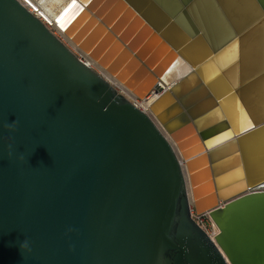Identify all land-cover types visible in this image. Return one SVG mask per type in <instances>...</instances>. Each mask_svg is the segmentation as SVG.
Wrapping results in <instances>:
<instances>
[{
	"label": "water",
	"instance_id": "obj_1",
	"mask_svg": "<svg viewBox=\"0 0 264 264\" xmlns=\"http://www.w3.org/2000/svg\"><path fill=\"white\" fill-rule=\"evenodd\" d=\"M47 2L68 33L78 10L94 18L96 0ZM119 2L173 57L152 66L137 33L114 32L145 76L138 91L158 95L150 115L19 0H0V264H264V122L223 108L224 123L210 106L231 87H264V0H107L105 11ZM191 205L210 212L214 241Z\"/></svg>",
	"mask_w": 264,
	"mask_h": 264
},
{
	"label": "rangeland",
	"instance_id": "obj_2",
	"mask_svg": "<svg viewBox=\"0 0 264 264\" xmlns=\"http://www.w3.org/2000/svg\"><path fill=\"white\" fill-rule=\"evenodd\" d=\"M35 6H37L43 15L49 20H47L43 15H41L31 3H25L27 8L31 12L38 13L40 16H42V19L44 20V23L47 25V27L58 37L60 40L68 46V48L74 52L75 54H81L86 58V62L93 60L96 62L100 67L105 68L111 76L115 77L121 84H125L124 86L128 88L131 91H134L138 97L137 101L140 99H143L146 97L144 95L143 97H140V95L134 90V87L131 86L132 82H139L140 78L136 80L134 77L135 72L138 69V66L135 65L133 67H130L131 64V58L127 57V53L125 50L122 49V47L118 44V42L114 41V39L111 37L110 34L107 33L105 28L100 26L97 22V20H92L95 18H92V16L87 15L83 13L81 10H78L71 16V22H72V31L67 32L64 28H62L56 20H54L51 15H49L45 11V5L38 3V0H30ZM50 0H48L49 2ZM107 0H96V4L93 7L88 6L90 12L94 15L97 14L101 20L103 18L98 15V11H103L102 16L104 15V20L111 23L110 19H112L119 10L123 9L122 6L115 5L112 8L105 11V7ZM47 2V3H48ZM36 7V8H37ZM74 7V4H71L65 11L64 14L68 13L70 9ZM95 9V10H94ZM107 12V13H106ZM110 13V14H109ZM124 24V23H123ZM107 26L110 28V26L107 24ZM125 26L124 28H126ZM123 28V29H124ZM122 29V30H123ZM113 30V29H112ZM113 32H115L113 30ZM122 32V31H121ZM116 35L118 33L115 32ZM90 41L89 46L87 41ZM125 42V41H124ZM144 43V42H142ZM74 46H73V45ZM157 45V44H156ZM76 47V48H74ZM135 52V51H134ZM165 56V52L159 53V56L157 57L155 64H159L162 59ZM91 62V61H90ZM92 68L99 74H103L102 71L95 65H92ZM101 71V73H100ZM118 88V93L121 94L122 89L120 87ZM121 91V92H119ZM151 95V93L149 94ZM148 96V95H147ZM143 106V105H142ZM140 108V107H139ZM148 113L151 114L150 108L148 109ZM206 180H202L204 183ZM204 191L209 190L207 184L205 185Z\"/></svg>",
	"mask_w": 264,
	"mask_h": 264
},
{
	"label": "bare ground",
	"instance_id": "obj_3",
	"mask_svg": "<svg viewBox=\"0 0 264 264\" xmlns=\"http://www.w3.org/2000/svg\"><path fill=\"white\" fill-rule=\"evenodd\" d=\"M22 4L26 5L25 3H31L33 5V7L41 14L43 15V13L41 12V10L35 6L30 0H19ZM116 5H119V6H122L123 9L119 10L118 13L112 18L110 19L111 23H109L108 21L104 20V15L102 16L103 14V11H98V15H100L103 20H101L98 16H96L97 14H94V18L95 20H97L98 24L100 26H102L103 28H105V30L107 31L108 34L111 35V37L114 39V41L121 43L120 39H118L116 37V35H114V32L113 30L116 32V33H121L122 29L127 26L126 28V31H125V34L123 35V38H126V37H129L135 33H137L136 35V39H137V43L138 42H144L142 43L143 46L140 47L138 49V53L146 58V56L148 54H152V61L150 62V64L152 66L155 65V61L157 59V57L159 56V53L160 51L161 52H165L166 49L161 47H157L156 43L158 41V39L156 38H151V36H149V34L146 32V28H144L141 24V22L139 20H137L136 18H133V14H131L127 9H125V6L123 4H121L120 2L117 3ZM37 7V8H36ZM44 16V15H43ZM41 17V16H40ZM45 17V16H44ZM46 18V17H45ZM47 19V18H46ZM48 20V19H47ZM49 21V20H48ZM124 23V24H123ZM107 24L110 26V28L107 26ZM113 29V30H112ZM141 43H138L136 45V48L138 46L141 45ZM136 44V43H135ZM73 45V44H72ZM74 46V45H73ZM122 47V49L124 50V47L123 45L121 44L120 45ZM76 48V47H74ZM77 49V48H76ZM78 50V49H77ZM151 52V53H150ZM150 59V58H149ZM149 59L146 61H149ZM173 60V57H169L168 58H165L163 61H161L160 63H162L161 65H163L164 63L166 65H168L171 61ZM91 61V62H90ZM90 61L86 62L88 66H90L92 68V65H95L97 66L103 74H100L105 80H107L117 91H118V88L116 87H120L122 89V92L121 94L123 96H125L127 99L131 100V99H135L136 100V97L137 94L134 92V91H131L129 90L128 88H126L123 84H121L115 77L111 76V74H109V72L105 69V68H102L100 67L96 62H94L93 60L90 59ZM154 61V62H153ZM135 66V65H134ZM165 68V67H164ZM93 69V68H92ZM100 71V73H101ZM144 78L145 76L142 75V77H140V80L139 82H132V86L134 87V90L140 95V97H143L144 95H146L145 98L143 99H140L138 101H135V105H137V107H140L142 109H147L148 107H150V105L152 104L153 101H155V99L157 98V94L155 92H152L151 95L149 94H141L138 89L141 87V83L142 81H144ZM147 80V79H146ZM145 80V81H146ZM144 85H146L144 83ZM139 87V88H138ZM167 89V87H165ZM147 93V92H146ZM148 95V96H147ZM143 105V106H142ZM150 115V113H148ZM152 119L154 120V122L159 125L160 127H162L160 125V123L157 121V119H155L153 116H151ZM166 136L168 137L169 139V136L166 134Z\"/></svg>",
	"mask_w": 264,
	"mask_h": 264
},
{
	"label": "crops",
	"instance_id": "obj_4",
	"mask_svg": "<svg viewBox=\"0 0 264 264\" xmlns=\"http://www.w3.org/2000/svg\"><path fill=\"white\" fill-rule=\"evenodd\" d=\"M228 89L229 87L215 88L219 95H221L220 91L227 93ZM229 92L232 94V98L229 100L226 99L223 105L217 100H214V98L210 102L211 108L216 109L222 117V122H228L227 114L222 110L223 108L229 110L230 113L228 114L231 121L240 123L264 122V87H236L235 89L231 87ZM220 130L217 129V132ZM255 140L257 146V172L261 173L264 169V130L257 133ZM252 143L253 138L248 139V144L252 145Z\"/></svg>",
	"mask_w": 264,
	"mask_h": 264
},
{
	"label": "built area",
	"instance_id": "obj_5",
	"mask_svg": "<svg viewBox=\"0 0 264 264\" xmlns=\"http://www.w3.org/2000/svg\"><path fill=\"white\" fill-rule=\"evenodd\" d=\"M24 5V4H23ZM26 8L27 6L24 5ZM28 9V8H27ZM29 10V9H28ZM30 11V10H29ZM31 12V11H30ZM34 15H36L37 17H39L43 22L44 20L42 19V16L40 17V15L38 13L32 12ZM78 56V58H80L84 63H86V58L81 55V54H76ZM87 64V63H86ZM134 105H135V101H137L135 99H131L130 100ZM137 106V105H135ZM139 108V107H138ZM142 111L148 113V109H142L139 108ZM191 217L193 218V220L206 232V234L214 241L215 237L218 235L219 233V228L216 225V223L214 222V220L212 219V217L210 216V212H204V213H197L194 206L191 205Z\"/></svg>",
	"mask_w": 264,
	"mask_h": 264
},
{
	"label": "clouds",
	"instance_id": "obj_6",
	"mask_svg": "<svg viewBox=\"0 0 264 264\" xmlns=\"http://www.w3.org/2000/svg\"><path fill=\"white\" fill-rule=\"evenodd\" d=\"M16 124H17V122L14 121L12 124L5 125V127H7L9 130H14L15 127H16ZM21 159H23V157H21ZM20 247H21V249L28 247V240L25 239V240L21 243Z\"/></svg>",
	"mask_w": 264,
	"mask_h": 264
}]
</instances>
